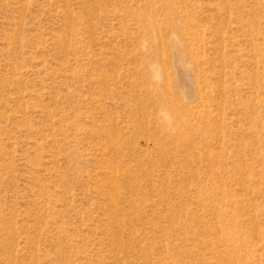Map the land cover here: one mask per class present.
I'll list each match as a JSON object with an SVG mask.
<instances>
[{"label": "rangeland", "instance_id": "rangeland-1", "mask_svg": "<svg viewBox=\"0 0 264 264\" xmlns=\"http://www.w3.org/2000/svg\"><path fill=\"white\" fill-rule=\"evenodd\" d=\"M0 264H264V0H0Z\"/></svg>", "mask_w": 264, "mask_h": 264}]
</instances>
